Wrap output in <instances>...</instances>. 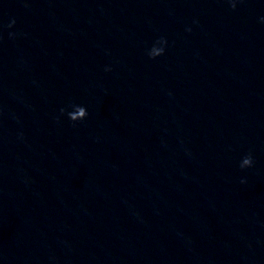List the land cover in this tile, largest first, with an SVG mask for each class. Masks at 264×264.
<instances>
[{"label":"water","instance_id":"obj_1","mask_svg":"<svg viewBox=\"0 0 264 264\" xmlns=\"http://www.w3.org/2000/svg\"><path fill=\"white\" fill-rule=\"evenodd\" d=\"M0 264H264V0H0Z\"/></svg>","mask_w":264,"mask_h":264},{"label":"clouds","instance_id":"obj_2","mask_svg":"<svg viewBox=\"0 0 264 264\" xmlns=\"http://www.w3.org/2000/svg\"><path fill=\"white\" fill-rule=\"evenodd\" d=\"M230 7L235 10L236 9V0H228ZM194 23H197V21H194ZM15 24V20H12L8 27L11 28ZM187 31H191V29H186ZM13 35L10 33V36ZM156 45H160L157 47ZM167 45V40L163 37H161L159 40L156 41V44L147 52V55L149 56L150 59H155L158 56H161L165 52V46ZM106 71H110V69L106 68ZM74 108V111L68 112V118L72 122L80 121L83 120L87 117L88 113L87 110L82 107V106H76L72 105ZM61 113L63 114L65 112V109L60 110ZM253 165V159L251 154L249 153L245 158H243L242 163L240 164L241 169L251 167ZM243 182V181H242Z\"/></svg>","mask_w":264,"mask_h":264}]
</instances>
